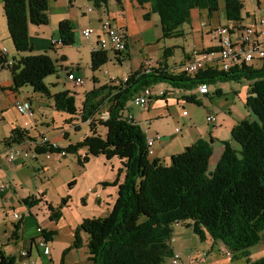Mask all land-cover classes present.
<instances>
[{
	"label": "trees",
	"instance_id": "1",
	"mask_svg": "<svg viewBox=\"0 0 264 264\" xmlns=\"http://www.w3.org/2000/svg\"><path fill=\"white\" fill-rule=\"evenodd\" d=\"M107 1L87 0L94 9L106 7ZM114 2L122 8V0ZM136 2L150 7L149 13L143 16L145 20L152 14L157 15L163 39L182 37L180 27L190 23L192 10H204L213 15L220 9V0ZM2 10L8 36L18 55V59L12 61L1 56L0 66L9 69L11 74L9 90L17 93L22 87L29 86L34 93L52 100L55 111L71 117L79 114L81 122H87L90 127L88 136L66 148L39 146L37 143L42 136L35 140L27 130L19 128L12 129L3 144L31 142L30 149L35 155L64 153L66 156L84 149L85 155L78 158V165L83 167L91 158L99 156L106 160L116 158L124 173L108 214L83 219L75 228L72 244L63 256L71 249L82 247L83 234L87 236L89 264H169L174 255L170 246L173 229L184 225L200 242L224 246L231 261L247 259L249 250L259 244L264 233V62L259 68L242 64L228 71L208 69L194 77L184 72L172 74L160 68L144 72L142 68L129 74L126 82L110 80L85 93L78 113L74 94L69 90L51 94L44 84L47 77L57 73V66L46 54H34L36 51L30 42L29 26L49 24L48 0H2ZM242 10L240 0H223V15L228 23L242 22ZM57 35L61 47L74 45L69 20L58 23ZM170 50L166 49L169 53ZM213 50L216 49L209 51ZM123 56L128 55L122 53ZM108 58L107 52H92L91 71H98ZM242 81L249 82L244 106L254 119L245 118L231 129L230 140L219 143L222 150L214 164L211 163L214 153L211 137L197 140L183 152L172 155L167 162L152 158L148 155L145 132L124 115L134 96L157 84H166L183 92L197 90L200 84L211 86ZM219 92L215 90L213 94L219 97ZM202 96L211 98L209 92ZM183 100L200 105L193 95L183 96ZM104 105L108 107V118L95 121L94 117L100 114ZM98 125L104 127L103 135L98 133ZM21 202L28 208L43 204L50 221L61 217L59 209L48 204L42 195L27 197ZM55 236L56 231L42 229V237L49 245ZM247 262L264 264V258L253 263L247 259ZM0 264H15L14 258L1 253Z\"/></svg>",
	"mask_w": 264,
	"mask_h": 264
},
{
	"label": "crops",
	"instance_id": "2",
	"mask_svg": "<svg viewBox=\"0 0 264 264\" xmlns=\"http://www.w3.org/2000/svg\"><path fill=\"white\" fill-rule=\"evenodd\" d=\"M86 1V5L84 6L85 9H91L90 12H98L106 14L107 19L110 20L108 17L109 15L116 14L115 12L109 11V1H107V6L102 7L100 9H94L91 3ZM49 2V0H48ZM115 3V2H114ZM53 6H50L49 3V24H52L51 26L55 25V28L48 31L47 29L40 27H36L37 29H33L35 27L29 26V36L31 38L30 42L35 49L36 52L34 54H46L48 57L51 58L52 61L55 62L57 68L60 69L61 72L64 73V76L66 78V81L70 83L73 86V89H67L72 94L80 93L83 97L84 94L91 91L94 88H98L102 86V82L97 77V73L100 71L101 68L106 66L110 60L108 58V62L103 65L98 71L92 72L90 69V60H91V53L93 50V47L96 46L97 41L99 37L102 35L101 29L94 32V29L91 31V35L89 39H85L82 36V31L86 28L89 29V26H92L90 23L92 21H95V15L92 19L91 16L87 19V23L82 24L81 20L78 18L77 12L75 10V1L74 0H54ZM0 5H2V0H0ZM116 10L119 13L120 17L118 19V24L114 23L112 24L113 20L111 21V24L124 31L125 37H126V55L127 57L124 58L121 57V55H115L113 53L108 52V57L111 54L113 56V62L112 64L119 65L123 68L125 66V62L129 60V62H132L135 64L134 68L128 67L127 70L123 73L121 78H115V79H122L124 77H127L129 74L141 70L143 67H146V62L151 61L152 62V70L153 69H165L168 72L172 74H178V69L181 72V66L183 63H185L187 60H189L192 56V53L194 51L198 52H210V49H214L215 47H212L210 40L208 41L205 38L208 37L207 31H203L201 27H203L202 23L199 25H194L193 19H197L199 21L203 20V11L204 10H192L191 11V20H190V30L188 32H185L182 27H180V31L183 34L182 37L179 38H172V39H163L160 26L157 25V21H155V17L157 15L152 14L149 18V20H145L143 16L147 13H149L150 7L148 5L140 6L136 2V0H122V8H119L117 4L115 3ZM53 7V8H52ZM79 9V8H77ZM220 11V18H222L226 24L228 22L225 20L223 15V10L219 9ZM53 12V14H52ZM85 13L82 11L81 16L85 17ZM115 16V15H114ZM212 15H209L207 13V18H211ZM243 19V16H242ZM62 20H69L72 24L73 33H74V39L75 43L72 46H66V47H54L51 45L52 39H57V25ZM103 19L99 18L98 22L101 23ZM159 22V19H158ZM48 24V25H49ZM159 24V23H158ZM47 25V26H48ZM44 26V27H47ZM82 26V28H80ZM227 26L228 28H237V27H245L250 26L249 24H246L244 19L242 22H240L237 25L228 26L225 24H219V27ZM253 26V25H251ZM42 27V26H41ZM218 27V26H217ZM211 31V30H210ZM213 30L211 31V37H213L212 34ZM256 36L255 40H257L259 43L264 44V35H261L259 33V29L256 28ZM33 33V35H32ZM135 43H134V40ZM193 39L194 42H192V46L186 45V42L188 39ZM183 40V44L178 42H170L168 43L169 46H167L168 40ZM213 40L217 47V42L213 37ZM208 41V43H207ZM162 42V43H161ZM137 43V44H136ZM188 44V43H187ZM137 45V48L135 49L134 46ZM93 46V47H92ZM86 48L89 52V62L87 63L86 68H82L80 64H73L74 62L70 60L69 55L67 53V50L70 48ZM132 47V49L130 48ZM187 47V48H186ZM5 49V48H2ZM1 49V50H2ZM166 49H171L170 53L166 51ZM180 49L181 55L179 57L178 61L173 60V55L176 50ZM0 50V61L2 60V57L6 61H12L16 59L15 57L18 56L16 53L8 54L7 50L6 53L3 55ZM2 56V57H1ZM71 61V63L69 62ZM121 61V62H120ZM262 63H257L254 65H251L254 68H259ZM209 70H217L214 68H208ZM207 69V70H208ZM58 72V71H57ZM58 74V73H56ZM58 77V75H56ZM71 77V79H70ZM87 78H91L92 85L91 87L85 89L84 91L77 92L74 86V80L81 79L84 81L87 80ZM93 79L96 81L94 83ZM110 80H114L113 77L109 78L108 82ZM108 82H104V84H107ZM83 83V85H84ZM103 84V85H104ZM217 85L214 90L220 91L219 93V100L216 102V104H220L222 100H224V105L227 108V115H224L225 112H223V115H220L216 113V110L214 107H212L210 110H208L205 115L203 121H195L193 119L192 115H185L183 118H181V121H173L175 122L179 127L182 128V130L177 133L176 135L172 134L171 129H155L154 132L158 131L159 133H155L161 136V140L159 142H156L153 146V155L152 158H158L159 160H169L172 155L179 154L185 150L186 147L191 146L199 139H206L208 140L209 137L213 139V147H214V153L211 158V163L214 164L220 154L222 147L220 146V142L226 141L227 136L230 135L231 129L241 120L242 118H239V114H236L234 116L232 114V107L235 106V101L239 100L242 103V106L244 107L243 114L246 113V115H249V111L245 108V99L247 95V89L249 86V82L242 81L239 83L230 82V84L224 83ZM12 85L11 81V74L9 72V69L2 68L0 66V92L10 94L15 96L17 93H13L9 90V88ZM82 85V86H83ZM81 87V86H80ZM171 87L165 85L161 86L159 91L151 89L152 97L148 103L147 106L151 105L152 98H155V103L152 104V107H148V114L144 115L143 112L141 115L134 116L130 113L133 120L140 126V128L145 132L146 127L143 125L146 121H149V127L154 123L150 122L152 121L150 116V109L155 108L156 104L161 102L159 98L164 97L162 101L164 104V107H168L169 100L167 99L168 94H172ZM197 90H192L188 94H185V92L180 91V100L182 102H185L183 100V96L186 95H193L195 99L198 101V103L203 107V102L198 98V95L196 94ZM195 92V93H194ZM208 92L211 95L210 86H208ZM51 94H54L51 92ZM79 95V94H78ZM75 96V95H74ZM202 96V95H200ZM76 97V96H75ZM13 98V97H12ZM209 98V97H208ZM173 99V98H172ZM212 96L209 98L210 105L212 103ZM50 100V99H49ZM174 100V99H173ZM52 101V100H51ZM175 101V100H174ZM19 103V102H18ZM47 103H50L49 101ZM31 104V103H30ZM48 107H53L52 105H46ZM32 107V106H31ZM44 107V106H43ZM207 109H209L206 106ZM130 109V108H128ZM209 115H213L215 117V123L209 124L206 121V117ZM145 120V121H144ZM34 123L33 127H28L26 123L24 126H9V134L10 131L14 128L24 129L29 132L30 137H33L35 140L38 139L37 137H45L42 135V132L38 130L39 126L46 125L48 126V122L44 117L42 116L41 121H32ZM5 123V122H4ZM176 131V129H175ZM153 133V132H152ZM161 133V134H160ZM187 133V135H186ZM5 137V139L9 136ZM147 134L150 136V134L147 132ZM152 135V134H151ZM47 138V137H45ZM4 139V140H5ZM48 139V138H47ZM3 140V142H4ZM49 140V139H48ZM31 142H24L20 144L23 151L28 152V149L25 146H30ZM11 146H5L3 144V148L0 151V186L5 185L6 186V192L0 197V254L2 253L5 256H10L14 258L15 264H21V256L20 253L24 250H29L31 247H33V241L35 240L37 233L36 228L41 227L45 231H56L53 230V228H48L45 225H43V222L39 219H37L36 215L33 213L32 208L26 207V215L23 214L19 220H16L13 218V214H16L14 212L13 207V200L20 199L22 201L23 199L31 196H20L18 193V188L15 186V182L13 180V174L11 172V168L7 167V161H6V154L7 151ZM29 153V157H31V153ZM28 157V158H29ZM32 158V157H31ZM22 157H17L13 163L15 162H22ZM27 159V158H26ZM33 159V158H32ZM12 163V164H13ZM100 197V196H99ZM112 198V196H110ZM95 204L99 208V217L106 216L108 212L110 211L113 203H107L105 205H102V199H96L95 198ZM41 204V203H40ZM39 204V205H40ZM105 207V208H104ZM104 208V209H103ZM11 213L12 216H11ZM86 219V218H84ZM82 222V221H81ZM77 222L75 226L72 228L69 226L70 235H71V241H64L60 242L58 240H53L50 243L51 252L49 257H44L42 254H32L33 258L37 259V264H89L87 261V250L86 248V241L87 236L81 235L82 238V247L79 249H71L67 252L65 256H63V252L68 249L73 241L74 237V231L75 228L81 223ZM17 226V228H16ZM179 226V225H177ZM56 237V236H55ZM206 247L204 250L200 248H185L180 250H175L171 243L170 246L173 250L174 254L179 255L181 259V264H190L191 262L198 261L199 264H248L247 259L249 260V263H253L255 261H258L262 258H264V233L262 234L261 240L259 244H257L255 252H252V247L249 250V256L247 259H240V260H233L231 261V256L227 257L225 254L226 248L222 246L220 243H214L205 241L201 242ZM54 245V246H51ZM221 256H226V259H223Z\"/></svg>",
	"mask_w": 264,
	"mask_h": 264
},
{
	"label": "rangeland",
	"instance_id": "3",
	"mask_svg": "<svg viewBox=\"0 0 264 264\" xmlns=\"http://www.w3.org/2000/svg\"><path fill=\"white\" fill-rule=\"evenodd\" d=\"M74 1L75 10L83 26L85 23H87L86 21L90 16L93 19L95 15V21H92L90 23L92 26H89V29L91 31L94 29V32L96 33L101 29L100 23L98 22L99 18L103 20H109L104 13L99 14L96 11L90 12V9H85V0ZM240 1L243 4L242 16L245 23L249 24L250 26L253 25L255 28L260 29V25L258 22L262 18H264V0ZM53 2L54 0H49L50 6L54 5ZM220 7L223 10V0H220ZM108 9L109 11L116 13L114 14L115 16H108L110 20H113L112 24H118L120 15L116 10L114 0L109 1ZM82 11L86 14L85 17L81 16ZM203 14V20L199 21L194 18L193 23L194 25H199L200 23H202L203 27L201 28L203 31H207L208 35L205 40H210L212 47H216L213 37H211L212 30L218 28L219 24H225L231 27L238 24H226L225 21L220 18L219 10L218 12L213 14L211 18H207L206 11H203ZM154 17L156 19L155 21H157V25H159L158 17ZM51 25L52 24H49L47 27L42 26L40 27V29L42 30V28H44L50 31L52 27L53 29L55 28V25ZM80 28H82V26ZM33 29L37 28L35 27ZM182 29L185 32H188V30H190V24H184L182 26ZM170 42H178L183 44V40L181 39L168 40L167 46H169L168 43ZM192 42H194V40L190 38L187 40L186 45L192 46ZM2 48H5L8 54L15 53L12 42L7 33L2 5H0V50ZM130 48L132 49V47ZM134 48L136 49L137 45H135ZM67 53L70 60L74 62L73 64H80L82 68L87 67V63L89 62V52L86 48L83 47L77 49L72 47L67 50ZM180 55V49L176 50L173 55V60L175 62L178 61ZM15 58L16 60L18 59L17 56ZM109 60L110 62L106 66L101 68L97 73V77L102 82V85L104 84V82H108L109 78L111 77H113L114 79L121 78L128 67H135V64L129 62V60L125 62V66H123V68L119 65H116V63L112 64L114 60L111 54L109 55ZM69 62L71 63V61ZM257 63L262 62L255 61L246 65L256 66L255 64ZM57 71L58 74L49 76L44 80V84L50 88V91L52 93H56L64 91L66 90V88L73 89V86L66 81L64 73L61 72L59 68H57ZM178 72H180L179 69ZM56 75H58V77H56ZM91 85V78H87L83 86L75 87L74 90H76L77 92H80L82 90L84 91L85 89L91 87ZM165 85L166 84H157L153 87V90L157 92L160 90L161 86ZM215 85L210 86L211 96L213 97V104L211 105L207 96H200V94L195 91L198 95V98L203 102V107L195 103L182 102L180 100V91L172 90V94H168L167 96V99L169 100V105L167 108L164 107V104L162 103L164 101L160 100L161 102L157 103L155 108L150 109V116H152V121L150 122L154 123L150 127L149 121H146L145 124L143 123V125L146 127L145 131H147L150 135L152 134L151 136H154L156 132L159 133L158 131L154 132L156 128L158 130L171 129L172 134L176 135L182 130V128L173 121H181V118H183V116L185 115H192L195 121H203L202 118H204L205 113L212 107L215 108L216 113L223 115V112H225L224 115H227L226 110L228 107H225L224 100H222L220 104H216L219 98H217V96L213 94L215 92L214 89L216 88ZM184 92L185 94H188L190 91ZM74 95L76 96L75 105L79 113L84 97L80 93H74ZM12 97L10 94L0 92V151L3 148V140L5 139L7 134H9V126H24V124L26 123L28 127H33L34 123L32 121H41L42 116L48 122V126H39L38 130L41 131L42 135L47 137L50 142L58 145L61 148H66L70 144L74 145L78 142H81L85 136H88L90 134L89 124L87 122L82 123L79 114L75 117H71L66 113L55 111L51 106V100H49L44 95L34 93L29 86L22 87L19 92H17L15 96L12 95ZM48 101L50 103H47ZM18 102L31 103L33 116L29 117L27 114H23L18 111V109L16 108V104ZM155 102V98H152L151 103L154 104ZM152 104L147 107H137L130 102L128 103V108L130 109L127 112H124V115L127 116V113H131L132 115L137 116L141 115L142 112L144 115H146L148 114V107H152ZM46 105H50L51 107H48ZM206 106L209 109H207ZM107 108V105H104L100 110V114L96 115L94 117V120H106L103 119L105 117H102V114L107 111ZM232 111V114L234 116H236V114H239V118H247L250 121L254 119V117L250 113L248 116L246 115V113L243 114L244 107L239 100L235 101V106L232 107ZM97 131L101 135L105 133L104 127L100 125L97 126ZM227 139L228 140L226 141L230 140V135L227 136ZM25 147L28 149V152L35 155L30 149L32 145H30L29 147ZM84 155L85 150L80 149L76 153H68L64 157L60 154H48L49 157L46 158V155L43 154L35 155V159L29 157L27 159H23L22 162L7 164V167L12 169L11 172L13 174V180L15 182V186L18 188V193L20 196L37 197L42 195L43 199L48 204H50L55 209H59V211L61 212V217L56 221L49 220L48 212H46V208L43 206V204L37 205L33 209V213L36 215L37 219L41 221V223L43 222V225L48 228L52 227L53 230H56L57 236L53 239L60 242L68 240L71 241L72 237L70 235L69 226L73 228L77 222H81L84 218L90 219L98 218L100 216L98 213L99 208L95 204V198L97 196H100V199H102V205H105L107 203H114L115 199L117 198L118 188L122 184L124 179V173L121 172V165L116 158H112L110 160H106L103 156L91 158L90 161L82 167L78 165L77 161L80 156L83 157ZM110 196H112V198H110ZM12 205L14 207V212L19 215V219L21 218V216H23V214L26 215V207L22 204L20 199L14 198ZM12 214L13 213H11V216ZM171 245L175 250L180 251L189 247L195 249L196 246L197 248L204 250L206 247L192 233L191 229L185 227L184 225L174 227ZM85 249L87 250V248ZM255 249L256 247L252 249L253 253L255 252ZM221 257L223 259L227 258L226 256Z\"/></svg>",
	"mask_w": 264,
	"mask_h": 264
},
{
	"label": "built area",
	"instance_id": "4",
	"mask_svg": "<svg viewBox=\"0 0 264 264\" xmlns=\"http://www.w3.org/2000/svg\"><path fill=\"white\" fill-rule=\"evenodd\" d=\"M91 11V10H89ZM260 29L259 33L264 34V18H262L259 22ZM102 35L99 37L96 46H92V52H110L116 55H121L126 52L127 44L125 40V33L119 28L114 27L111 24L110 20H103L100 23ZM256 28L254 26H245L238 28H225L219 27L213 30L212 34L214 39L217 42L216 50L210 52H198L194 51L189 60L181 66V72H184L186 75L190 77H194L197 73L207 70L208 68H214L219 71H228L230 68L242 64H248L255 61L264 62V46L259 44L257 40H255L256 36ZM91 35V30L86 28L82 31V36L85 39H89ZM51 45L54 47L61 46V40L59 38L52 39ZM1 53L4 55L6 53L5 49L1 50ZM11 63L8 62V65ZM152 62L147 61L146 67H143V71L147 72L152 68ZM71 79V77H70ZM127 77L122 78V82H126ZM84 83L81 79L74 80V86L80 87ZM114 83L116 80L114 79ZM197 91L199 94L207 95L208 94V86L206 84H200L197 87ZM152 97L151 90L145 89L139 95H136L132 98L131 103L137 107H147L150 99ZM16 108L23 114H27L29 117L33 116V111L31 108V104L29 102L17 103ZM103 119L108 118V111L102 114ZM128 120H133L131 115H127ZM134 121V120H133ZM206 121L210 124L215 123V118L212 115H209L206 118ZM135 122V121H134ZM136 123V122H135ZM146 134V146L148 155H153V146L156 142L161 140V136L155 134L154 136H149L147 131ZM39 146H52L56 147V145L45 137L37 143ZM32 154V153H31ZM64 156V153L60 154ZM17 157L28 158L29 153L23 151L20 144L13 145L10 147L6 154V161L9 164H12ZM33 159H35V155H31ZM48 154H46V158H48ZM6 192V186H0V197ZM13 218L19 220L18 214H13ZM37 236L33 242V247L29 250H24L20 253L22 258L21 264H37V259L33 258L32 254H42L44 257L50 256V245L46 240L42 237V228H36ZM225 255L227 257L230 256L228 251H225ZM169 264H181V259L179 255L174 254L173 257L170 258ZM190 264H199L198 261L191 262Z\"/></svg>",
	"mask_w": 264,
	"mask_h": 264
},
{
	"label": "clouds",
	"instance_id": "5",
	"mask_svg": "<svg viewBox=\"0 0 264 264\" xmlns=\"http://www.w3.org/2000/svg\"><path fill=\"white\" fill-rule=\"evenodd\" d=\"M115 80H117V79H115ZM122 80V79H121ZM114 81V80H113Z\"/></svg>",
	"mask_w": 264,
	"mask_h": 264
}]
</instances>
